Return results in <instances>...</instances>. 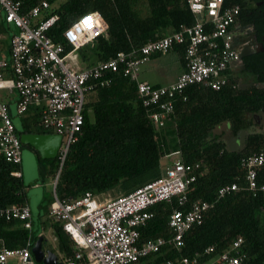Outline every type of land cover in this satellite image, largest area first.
Returning a JSON list of instances; mask_svg holds the SVG:
<instances>
[{
	"label": "trees",
	"instance_id": "obj_1",
	"mask_svg": "<svg viewBox=\"0 0 264 264\" xmlns=\"http://www.w3.org/2000/svg\"><path fill=\"white\" fill-rule=\"evenodd\" d=\"M41 1L24 0V9L29 10ZM57 1L58 7L47 12V16H58L49 33L56 43H64L62 31L87 13L98 12L107 25L105 35L78 52L87 67L104 63L118 52L127 53L158 40L166 34H159L160 28L172 33L181 26L195 23L188 0L54 2ZM257 1L224 0L223 6H238L240 13L236 21L244 25L251 20L247 21L243 12H248L250 2L254 4ZM170 52L177 55L184 68V46H175ZM160 56L154 54L151 57ZM259 57L261 55L254 58L258 59L254 67L249 63L252 57L244 58V69L256 75L258 86L241 88L230 76V71L227 72L228 84L219 91L204 85L189 86L176 97L174 114L159 131L140 103L135 84L128 78L121 74H108L107 84L102 86L99 81H91L94 87L86 95L82 129L69 147L63 163L58 157L43 160L35 151L40 164L46 165L47 174L52 178L58 174L55 189L58 199L71 201L91 193L99 202L113 200L150 181L124 193H115L118 187L123 190L124 185L133 184L143 176L151 175L153 181L158 179L160 176L156 170L161 159L176 153L182 163L192 167L195 176L188 190V201L205 202L209 208L202 223L185 234L180 251L165 247L137 264H157L165 259L191 258L195 254L200 255L199 261L208 262L229 250L238 238L243 240L240 247L242 264H264V193L254 195L248 191L242 167L244 159L260 151L264 138V60L260 64ZM8 110L19 138L21 134L52 133L43 127L38 108L29 107L22 116L16 113V106L14 110L8 104ZM252 127L260 128V131L248 133ZM226 131L233 137L247 132L241 146L228 147L224 140ZM16 169L0 156V208L26 203L21 178L12 176ZM234 183L238 186L237 191L218 198L220 187ZM257 184H264V166L258 172ZM51 201L52 198L47 207ZM173 207H177L175 200L171 204H156L150 209L153 217L139 229L140 243L171 237L167 221ZM46 223L52 229L61 253L65 257L71 256L74 244L61 225L48 217ZM38 238L21 222L0 219V240L5 247L21 248L28 240L34 246ZM44 244L45 238L42 249ZM208 248L212 251L205 254Z\"/></svg>",
	"mask_w": 264,
	"mask_h": 264
},
{
	"label": "built area",
	"instance_id": "obj_2",
	"mask_svg": "<svg viewBox=\"0 0 264 264\" xmlns=\"http://www.w3.org/2000/svg\"><path fill=\"white\" fill-rule=\"evenodd\" d=\"M50 1V2H49ZM55 0H42L24 9V0H0L4 20L17 32L10 38L9 59H0V156L11 165L21 163L20 138L14 131L8 110L9 100L16 97V113L22 116L29 107L38 108L43 127L61 136L58 158L63 160L83 126L86 95L94 87L91 81L107 84L108 74H121L136 86L137 97L148 111L156 130L174 114V101L192 85H204L219 91L229 81L227 72L235 68L239 47L234 45L238 6L224 8V0H188L194 15L192 26H181L169 35L150 41L139 49L118 52L104 63L87 67L79 50L107 32V25L98 12L81 16L62 31L64 43H56L49 33L58 20L47 16ZM90 18L91 27L85 26ZM175 46H184V70L176 81L156 86L139 79L141 65L154 54H168ZM67 48H69L67 50ZM5 100V101H4ZM176 154V153H175ZM264 166V138L259 152L242 162L248 191L264 193V184H257V175ZM12 176L20 178L16 169ZM58 174L51 180L52 201L47 217L59 223L72 240L71 256L57 257L61 264H137L161 252L165 247L180 251L185 234L203 221L209 204L189 202L188 190L195 181L192 167L179 159L165 167L162 177L113 200L97 201L91 193L71 201L58 199L55 189ZM238 190L234 183L220 187L218 198ZM175 200L167 226L172 235L140 243L139 229L153 217L150 209L159 203ZM0 219L17 220L31 231V212L26 204L0 208ZM238 238L229 250L210 261L191 258L165 259L157 264H242ZM31 240L21 248H7L0 240V264H41L32 256ZM47 250H45L46 252ZM212 251L205 250V254ZM46 256V254L44 255Z\"/></svg>",
	"mask_w": 264,
	"mask_h": 264
},
{
	"label": "rangeland",
	"instance_id": "obj_3",
	"mask_svg": "<svg viewBox=\"0 0 264 264\" xmlns=\"http://www.w3.org/2000/svg\"><path fill=\"white\" fill-rule=\"evenodd\" d=\"M55 4L58 5L59 1L55 2ZM167 32H168V30H163L162 28H160L158 30V33L161 35L163 33L167 34ZM86 50L87 49H84V51H86ZM5 53H6L5 50H2L0 53V57L4 56ZM177 59H178L177 55L172 53V52H170L168 54L161 55L160 57H151L148 62L141 65L140 71H139V79L141 81L146 79L151 84H162V85L172 81L174 79L176 73L178 72L179 64H178ZM242 84L245 85L243 79H242ZM239 86L242 87L240 84H239ZM0 95L4 98L5 92L1 91ZM5 98L8 99L7 97H5ZM250 131L259 132L260 128L253 127ZM232 137L233 136L226 131V133L224 134V138H225L224 140H225L227 146L230 145V147H232L231 145L232 144L234 145ZM235 139H237V137H235ZM28 147L29 146L22 145V149L31 148V147H29V148ZM36 159H37V157H36ZM177 159H178V155L175 153L170 154L166 158H162L160 161V164L156 170V173L158 174V176L162 177V173H163V170L165 169V167ZM37 166H38L39 170L41 168L42 172H44V177L39 181V184H41L44 187L45 200L41 203L40 213L37 214L35 212L33 215V228L31 230V234L33 236H36V235H38V232L43 229V232L48 239V241H46L44 244L45 246H44L43 250L44 251L49 250V251L54 252V254L60 260L62 257V253L58 249L57 241L51 233V228H50L49 224L48 223L45 224V219L47 218V215H45V206L47 205V203L49 202V200L53 196L52 195V189H51V180L53 178H52V176H50L48 178L47 171H46V165L44 163L39 164V162L37 161ZM149 181L150 182L153 181V176H151V175H149L148 177L143 176V177L139 178L138 180H136V182L133 184L129 183V184L124 185L123 190L118 187V189L115 191V193H118V192L122 193V191L124 193L125 191L128 192L129 190L130 191L134 190L136 187L140 186L143 183L149 182ZM30 187L31 186H29L28 188H25V189H27L26 192H28L27 196L29 195V193H31V194L34 193V191H32V190L28 191L30 189ZM110 197H113V195H110Z\"/></svg>",
	"mask_w": 264,
	"mask_h": 264
},
{
	"label": "crops",
	"instance_id": "obj_4",
	"mask_svg": "<svg viewBox=\"0 0 264 264\" xmlns=\"http://www.w3.org/2000/svg\"><path fill=\"white\" fill-rule=\"evenodd\" d=\"M53 5L55 7H58L59 4L56 5L54 2ZM16 32H17V29L13 25L7 24L5 22L4 12L0 8V53L2 50H5V52H6L4 56L0 57V59H3V60L9 59L10 38ZM168 34H171V32H168L167 34L162 35V37H164ZM177 61H178L179 67H178V72L176 73L174 79L172 81L164 84V85H162V84H153V85L165 86V85H168V84L176 81L177 77L184 70L181 60L177 59ZM238 69H239L238 67L232 68L230 70V72H231L230 76L235 78L237 83H239L242 86L241 88L258 86L257 84H255L254 79H251L250 84H248L246 79L242 76V74L239 72ZM242 79L244 80L245 85L242 84ZM142 81L148 82L146 79H144ZM256 82H257V80H256ZM16 99L17 98L14 97V98H12V100H9L10 108H12L14 110H15V106H16ZM7 101H8V99H7ZM250 130L248 131V133H253V131H250ZM246 133L247 132L241 133V135L237 136V139H235V137H233L234 147L237 148V147L241 146V143H243L244 135ZM231 146H233V144ZM228 147H230V145ZM36 157H37V159H36ZM37 161L39 162L38 156L32 148H29V149H22L21 148V163L17 167V170L20 172V175H21L20 178H21V181H22L23 185L25 186V188H28L29 186H31L28 191H31V190L34 191L33 194L29 193V195L27 196V193H28V192H26L27 189L24 188L25 197H26V203L25 204L29 207L30 212H31L32 228H33V215L35 212L37 214L40 213L41 203L45 200L44 187L41 184H39V181L44 177V172H42L41 168L39 170V168L37 166ZM39 164H40V162H39ZM50 176H52V175H48V178ZM47 206L48 205L45 206V215L47 214V209H48ZM51 233H52V229H51ZM52 235H53V233H52ZM37 236H39V237L42 236L43 239L45 238V242L48 241L46 235L43 232V229L38 232ZM62 256L64 257L63 254H62Z\"/></svg>",
	"mask_w": 264,
	"mask_h": 264
},
{
	"label": "flooded vegetation",
	"instance_id": "obj_5",
	"mask_svg": "<svg viewBox=\"0 0 264 264\" xmlns=\"http://www.w3.org/2000/svg\"><path fill=\"white\" fill-rule=\"evenodd\" d=\"M250 2V6L247 5L248 12L243 15L247 21L249 19L251 22L240 25L236 24V36L234 37V45L239 47V59L238 67L239 72L246 79L247 83L250 84L251 79L255 80V84L259 85L256 75H253L249 71H245L244 64L246 57H252L251 62H249L253 67L257 66L258 62L255 60V57H259L261 61L260 64H263L264 60V0H259L254 4ZM260 22V23H259Z\"/></svg>",
	"mask_w": 264,
	"mask_h": 264
},
{
	"label": "water",
	"instance_id": "obj_6",
	"mask_svg": "<svg viewBox=\"0 0 264 264\" xmlns=\"http://www.w3.org/2000/svg\"><path fill=\"white\" fill-rule=\"evenodd\" d=\"M258 122V121H257ZM22 145L29 146L38 152L43 160L55 159L61 145V136L56 134H21ZM43 237L40 236L31 249L34 260L41 264H61L57 262V256L42 249ZM46 254V256H44Z\"/></svg>",
	"mask_w": 264,
	"mask_h": 264
},
{
	"label": "snow or ice",
	"instance_id": "obj_7",
	"mask_svg": "<svg viewBox=\"0 0 264 264\" xmlns=\"http://www.w3.org/2000/svg\"><path fill=\"white\" fill-rule=\"evenodd\" d=\"M85 26L86 27H91L90 18H86Z\"/></svg>",
	"mask_w": 264,
	"mask_h": 264
}]
</instances>
